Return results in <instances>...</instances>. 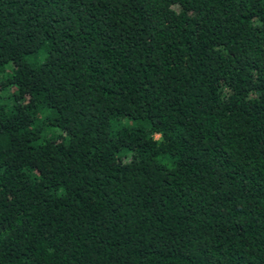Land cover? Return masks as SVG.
I'll use <instances>...</instances> for the list:
<instances>
[{"label": "trees", "instance_id": "1", "mask_svg": "<svg viewBox=\"0 0 264 264\" xmlns=\"http://www.w3.org/2000/svg\"><path fill=\"white\" fill-rule=\"evenodd\" d=\"M0 264H264V0H0Z\"/></svg>", "mask_w": 264, "mask_h": 264}, {"label": "rangeland", "instance_id": "2", "mask_svg": "<svg viewBox=\"0 0 264 264\" xmlns=\"http://www.w3.org/2000/svg\"><path fill=\"white\" fill-rule=\"evenodd\" d=\"M3 94H8V88L3 89ZM53 132H59V129H51ZM155 136H158L157 134Z\"/></svg>", "mask_w": 264, "mask_h": 264}]
</instances>
